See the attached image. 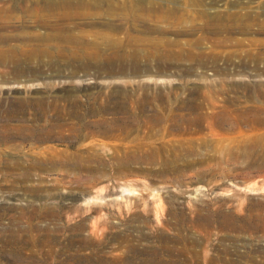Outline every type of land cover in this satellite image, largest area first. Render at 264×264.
<instances>
[{"label": "rangeland", "instance_id": "374dc122", "mask_svg": "<svg viewBox=\"0 0 264 264\" xmlns=\"http://www.w3.org/2000/svg\"><path fill=\"white\" fill-rule=\"evenodd\" d=\"M136 1L146 0H105L96 7L54 10L36 0H0V32H50L29 16L37 9L34 14L57 19L62 32H109L121 38L123 29L131 27L138 38L183 43L202 32H225L226 21L195 17L200 10L212 9V15L224 8L235 11L239 9L227 4L236 2L264 12V3L256 4L261 0H198L203 9L183 10L186 6L176 0H148L142 6ZM170 8L187 14L183 26L194 28L187 29L192 33L175 36L169 30L177 17H169ZM147 25L167 33L147 34ZM228 32L231 38L264 39V32ZM218 35L207 34L210 39ZM206 46L205 52L236 50ZM244 50L237 49L241 55ZM39 63L33 59L28 68L0 66L1 156L24 162L11 175L0 174V264H206L208 258V264H264V128L250 130L247 120L243 123L246 114L264 119V63H157L144 56L103 66ZM143 93L163 95L169 109L130 106L115 116L88 114L96 99L103 105L109 96ZM53 96L61 105L78 100L81 109L61 121L78 126L72 133L54 130L38 142L30 132L51 130L46 125L58 113L43 114L34 107L22 115L14 112V100L50 101ZM187 99L201 107L179 105ZM157 114L164 119L161 124L152 119ZM197 115L205 117L200 129L207 135L191 143L187 132L192 126L186 119ZM221 115L225 121L218 124ZM102 117L118 122L93 124ZM120 126L133 127L129 136L117 141L100 136L106 130L119 133ZM43 150L55 156L56 166L45 160L35 163V153ZM66 154L71 160L63 162Z\"/></svg>", "mask_w": 264, "mask_h": 264}, {"label": "bare ground", "instance_id": "6f19581e", "mask_svg": "<svg viewBox=\"0 0 264 264\" xmlns=\"http://www.w3.org/2000/svg\"><path fill=\"white\" fill-rule=\"evenodd\" d=\"M36 1L42 2L44 9L49 8L50 10H54L60 7L68 8L72 5L73 6L76 5L77 7H83V8L96 7L105 0H80L78 3H74L72 0H36ZM250 1H254V0H250ZM250 1L248 0V2ZM176 2H181L182 5L186 6L181 10L185 8H189L191 6L201 9L205 7V5L198 0H176ZM149 3H151V1L148 2V0L135 2L136 5L138 4L140 6L147 5ZM263 3L264 0L256 2V4L258 5H262ZM228 6H231L239 10L230 11V9L227 10V8H224L223 10H216L215 14L212 15L210 14L212 9H207L205 11L200 10L195 15V17L206 20L212 18L218 21L220 20L226 21L225 25H222L221 28L225 32H202L201 35L197 36L196 38L191 40H186L183 43L176 39H168V38L167 39H163V38L145 39L140 37L138 38L135 35L133 36L132 34V33H136V35H138L137 34L138 32H133L134 29L131 27L130 28L127 27L125 30L123 29L124 32L122 33L124 37L122 36L123 37V38L121 37L122 39L118 37L116 38L115 36L111 35L112 33L109 32H80L77 34H74L72 32H62L60 24H58L56 21L57 19L53 20L55 19V17H53L52 19L53 21H50L49 19L46 20L44 17H42L43 15L34 14L38 12V10L35 9L33 12H30L32 14H29V16L33 17V19L39 24V26L48 25L50 32L47 33L18 32L17 35H14L13 32H8L7 34L0 32V66L7 68L10 66L20 67L25 65L26 66L25 68H28L29 61L33 59H35L38 62V64H40L39 62H41L42 60L46 59L48 64L61 62L65 65H72V66L76 64L83 65L84 63L87 65H94V66L102 64L103 66L104 64L106 63L108 64L113 60L123 61L124 59L127 58H133L137 60L143 56L146 57V59L153 58L155 61H157V63L160 61L166 63L170 61H183V60L203 63L206 60L217 62L220 59H223L227 62L233 61L235 59L238 60L239 62L249 61V62H253V64L255 65L264 63V39L231 38L230 37L231 32H228L229 30L242 32V33L264 32V21H262V19H264V12L257 13L253 9L244 7L241 5V3H236V2L228 3L227 7ZM40 8L41 7H39V9ZM245 8H247L249 11L244 12ZM149 9H151L150 6L148 10ZM181 10L180 8L178 10L175 8H170L168 10V15L170 14L171 16H177L176 17L177 23L176 21L174 23L176 26L169 29L170 31H175L173 32L175 36H181L192 33V32H188L187 29H194L183 26L187 14L186 13L181 14ZM3 11H5L4 7H3ZM246 20L248 22H244ZM145 29L148 31L146 32L147 34H156L157 36H162L167 33V32H163L164 30L156 25L154 26L147 25ZM209 33H213L216 35L219 34L218 35L219 37L210 39L207 36V34ZM15 41H20V43L11 44L14 43ZM207 42L214 47L230 46L236 50H232L231 52L225 54L220 52H213V51L205 52V50L208 49V46H206ZM127 47H131L133 51L130 50L131 51L130 53H125L121 55L118 54V51L120 52V50H124V48ZM238 48L245 49L243 55H241V53L237 51ZM108 50L112 52L110 55L103 52ZM150 50L153 53L150 52ZM253 50H259V51L253 52ZM142 52H146L147 54ZM71 74H75L74 71H72ZM162 87L167 88L168 86H162ZM155 88L160 89L159 87H155ZM77 90H79V88L77 89L75 88L74 91ZM247 90H249L248 86H247ZM51 99L52 100L50 101H46L42 98L41 99L30 98L25 100L21 98H16V100H14V104H15L14 112L21 111L22 115L25 114L24 112L26 109L34 108V107L39 108L41 112H43V114L49 111H54L58 113L57 117L54 119L55 122L46 125V127L50 128L51 130L45 131L42 134L41 133L36 134L35 132L34 133L30 132V134H32V137L36 139L38 142H45L49 138L48 134L54 130H57L56 133H61L64 131L72 133V131L74 132L76 131L75 129L78 126L77 124L74 123L61 122L63 120H66L67 117L71 118L72 115H75L77 109H81L82 106L78 102V100L73 99L61 105L59 101L56 99V97L53 96L51 97ZM195 101L187 99L185 101H180L179 105L183 107L199 109L201 105L198 104V102L196 103ZM97 102L98 99H96V101L90 105L88 114H91L93 116H100V117L109 114L115 116L121 113L122 114L126 113L130 106H135L140 111L145 110V108L148 106H150L151 108L156 107L164 111L169 109L168 108L169 101L163 95L144 94L141 96H132V95L123 94L116 97H112V96L107 97L103 102V105L98 104ZM245 117L246 119H244L243 123L247 120L246 126L250 130H259L261 128H264V119L258 117L256 114L249 116L246 114ZM152 119L158 124H161L164 121V119L159 114L154 115ZM116 120L117 118L115 117H112L110 121L102 117L101 119L93 122V124L97 126H102V125L107 126L110 123L115 122ZM203 120H205V117L200 115L188 117L186 119L187 124L189 126H192L191 131L187 132L188 134L191 135V137L188 138L187 141L192 143L194 141L204 139L203 135H207V134H205L200 129ZM224 121L225 118L223 115L216 118V122L218 124H221ZM116 122H118V120ZM132 122H136V119H133ZM120 123H125V121L122 120ZM82 126H85V124ZM132 128L133 127L129 128L127 126H120L119 133L113 134L109 130H106L103 131L100 134V136L104 139L117 141L126 136H129V133L131 132ZM230 128H234V127L232 126ZM18 130L24 131L25 129L18 128ZM179 133L183 134L184 131H181ZM211 134L215 135L214 132H211ZM168 140L171 141L172 139H168ZM3 147L5 148V146ZM50 152L52 155H55L54 151H50ZM2 153L3 152H1L0 150V174L2 176L7 177L13 173L12 170L13 168H18V166L24 165V162H22L21 160L14 161L13 163L3 158L1 156ZM34 158H35L34 160L35 163L41 164L45 160L48 161L52 167L56 166L55 164L56 161L53 160L55 159V156L54 157L49 156L47 154V151L45 150L39 153H35ZM65 159L66 160L63 162H68L71 160V157L66 154ZM64 164L67 165V163ZM204 261L206 262V264H208L207 262L209 261V258L208 261L207 259Z\"/></svg>", "mask_w": 264, "mask_h": 264}]
</instances>
